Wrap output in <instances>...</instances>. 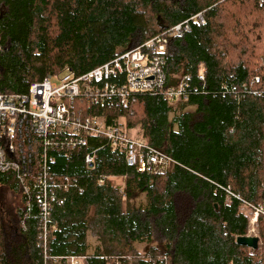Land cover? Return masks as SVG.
Segmentation results:
<instances>
[{"label":"trees","instance_id":"obj_1","mask_svg":"<svg viewBox=\"0 0 264 264\" xmlns=\"http://www.w3.org/2000/svg\"><path fill=\"white\" fill-rule=\"evenodd\" d=\"M198 14L205 24L192 20ZM185 21L191 30L169 39L165 71L167 89L189 77L187 101L145 93L87 109L138 130L176 163L142 174L102 137L52 152L51 175L70 186L53 192L62 202L45 245L36 207L26 214L18 182L0 174V188L19 197L11 213L0 201V264H264V230L256 250L237 241L249 230L243 201L264 195V0H0V93L86 74ZM106 176L125 177L124 189L100 184ZM89 236L100 242L94 254Z\"/></svg>","mask_w":264,"mask_h":264},{"label":"built area","instance_id":"obj_2","mask_svg":"<svg viewBox=\"0 0 264 264\" xmlns=\"http://www.w3.org/2000/svg\"><path fill=\"white\" fill-rule=\"evenodd\" d=\"M192 20L206 23L202 14ZM190 30V22L185 21L86 74L48 75L31 83L26 94L0 93V174L11 175L18 182L26 214L33 205L36 207L43 223L44 245L53 203L62 202L53 192H66L70 186L68 178L58 182L51 175L52 152H79L88 146L90 137H102L123 151L127 164L142 174L161 175L176 163L163 151L132 136L123 123L108 124L105 117L90 115L87 109L104 102L127 106L135 94L145 93H159L172 102L187 101L189 77L181 75L178 84L167 89L165 65L169 39ZM200 79H205L204 70ZM95 158L94 151L84 161L92 167ZM117 179L106 176L99 183L110 181L116 185ZM242 211L249 218L247 237H256L260 242L264 195L259 204L243 201ZM84 260V256L70 257L65 263L83 264Z\"/></svg>","mask_w":264,"mask_h":264},{"label":"rangeland","instance_id":"obj_3","mask_svg":"<svg viewBox=\"0 0 264 264\" xmlns=\"http://www.w3.org/2000/svg\"><path fill=\"white\" fill-rule=\"evenodd\" d=\"M138 132H139L138 130H132V131H130V134L137 138V137H139ZM0 197H1L0 201L2 202L3 206L5 207V210H7V212H9V213H11V211H10L11 209L15 208V206H18V204H19V197L16 195H13V192L6 189V187L0 188ZM142 202H144V198H139L136 201V204H140ZM260 230H261L260 231V235H261V233H263L264 227H261ZM254 238H256V237H254ZM93 244L95 245L96 242L94 241ZM137 247L141 252H146V250L148 248V247H146V245H140V244H137Z\"/></svg>","mask_w":264,"mask_h":264},{"label":"crops","instance_id":"obj_4","mask_svg":"<svg viewBox=\"0 0 264 264\" xmlns=\"http://www.w3.org/2000/svg\"><path fill=\"white\" fill-rule=\"evenodd\" d=\"M193 110H194V108H193ZM124 183H125V180H124L123 178H118V179L116 180V182H115V184H116V185H119L120 187H121L122 185H124ZM94 241L96 242L95 245L93 244ZM88 243H89V245H90L89 254H94L95 251H96V249L100 246V242L98 241L97 238H94V237H92V236H89V237H88ZM146 247H148V246H146ZM147 249H148V248H147ZM146 251H147V250H146Z\"/></svg>","mask_w":264,"mask_h":264},{"label":"water","instance_id":"obj_5","mask_svg":"<svg viewBox=\"0 0 264 264\" xmlns=\"http://www.w3.org/2000/svg\"><path fill=\"white\" fill-rule=\"evenodd\" d=\"M238 243L244 246H247L253 250H256L259 247V239L254 237H239Z\"/></svg>","mask_w":264,"mask_h":264}]
</instances>
